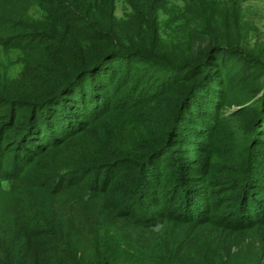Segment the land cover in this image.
Wrapping results in <instances>:
<instances>
[{
  "label": "trees",
  "instance_id": "1",
  "mask_svg": "<svg viewBox=\"0 0 264 264\" xmlns=\"http://www.w3.org/2000/svg\"><path fill=\"white\" fill-rule=\"evenodd\" d=\"M127 1L0 0V264H264L254 24L239 0ZM218 54L254 65L220 77Z\"/></svg>",
  "mask_w": 264,
  "mask_h": 264
},
{
  "label": "rangeland",
  "instance_id": "2",
  "mask_svg": "<svg viewBox=\"0 0 264 264\" xmlns=\"http://www.w3.org/2000/svg\"><path fill=\"white\" fill-rule=\"evenodd\" d=\"M221 5H225V3L228 0H218ZM186 0H171L168 4L169 9L171 8H183ZM242 8H243V14H244V20L251 22L255 26V31L250 34V41L247 43L248 46L246 47L247 51H254L257 55H263L264 56V47H259V45L264 46V0H239ZM172 10V9H171ZM130 11V7L127 0H115V10L114 14L117 18L123 17L125 14H127ZM159 20L161 21L162 25H164L165 21L169 20V16L165 14L164 12L159 13ZM18 53L15 51L6 52L2 56V61L4 64L5 70H7L6 73H8L11 76H16L20 70V63L18 60ZM213 62L215 63L213 70L220 73V77L226 74H232L235 76L236 79L242 78L240 80H244L246 77L245 75L249 73L251 70V67L254 65L252 62L248 60L241 59L238 56H229V54H218L214 57ZM225 67L226 70H223ZM257 69L256 73H259ZM218 70V71H217ZM225 71L224 73L222 72ZM185 75V72L182 74ZM240 94V93H239ZM234 91L232 95H234L233 98L234 101L230 100V104L227 106V110L237 111L242 106L245 105L244 96L242 93L239 95ZM207 120V119H206ZM216 146V144L209 142L208 153L210 154L211 150ZM218 152H220L221 148L218 145ZM191 151V150H190ZM188 148H183L180 145L175 146V150L171 151L169 154L170 157L177 158L179 155H185L190 152ZM71 153L73 152V149L66 150V151H58V157H64L65 153ZM191 153V152H190ZM168 154V152H167ZM166 154V155H167ZM185 157H191L190 155H187ZM219 205H222L221 202H219ZM181 232V231H180ZM196 247L199 246V240L195 242ZM195 247V248H196ZM194 248V249H195ZM193 254L196 256H200L202 254V250L195 249L193 250Z\"/></svg>",
  "mask_w": 264,
  "mask_h": 264
}]
</instances>
